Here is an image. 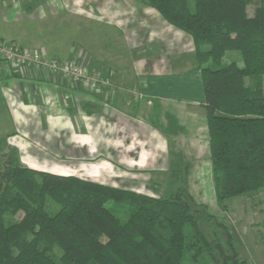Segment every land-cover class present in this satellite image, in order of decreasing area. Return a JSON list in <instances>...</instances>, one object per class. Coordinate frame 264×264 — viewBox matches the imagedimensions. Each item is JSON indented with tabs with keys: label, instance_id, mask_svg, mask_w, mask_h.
<instances>
[{
	"label": "trees",
	"instance_id": "obj_1",
	"mask_svg": "<svg viewBox=\"0 0 264 264\" xmlns=\"http://www.w3.org/2000/svg\"><path fill=\"white\" fill-rule=\"evenodd\" d=\"M140 1L193 40L218 205L264 194V0L253 16L250 0ZM230 51L242 66L223 64ZM169 162L164 190L144 195L32 169L16 153L0 160V264H248L193 195L192 162L179 150Z\"/></svg>",
	"mask_w": 264,
	"mask_h": 264
},
{
	"label": "crops",
	"instance_id": "obj_2",
	"mask_svg": "<svg viewBox=\"0 0 264 264\" xmlns=\"http://www.w3.org/2000/svg\"><path fill=\"white\" fill-rule=\"evenodd\" d=\"M12 1L16 5L14 8L26 11L32 8L31 3L45 2ZM75 3L81 7L84 5L83 0H75ZM62 4L66 5V2L62 1ZM11 7L10 0H0V14L7 13ZM151 10L154 9L141 6L140 22L134 23V27H127L122 18L111 21L115 27L109 32L120 45L115 46L116 53L109 57L114 63L113 68L105 62L107 55L96 52V56L88 53L90 56L82 57L79 53L72 57L91 68L106 65L114 72L111 88L102 93H91L71 87L57 75L32 69L17 75L5 68L0 72V97L4 99L0 101V108L9 110L12 116L16 113L14 120L18 127L22 123L19 108L36 110L44 107L43 112L52 114L44 116L41 126L46 124L47 130L52 129L49 132L54 143L48 138L39 137L40 140L46 144L64 143L65 138L59 136H65L64 128H69L67 133L71 137H67V142L77 144L82 151L83 147L86 148L89 155L95 154L102 145L105 171L113 170L117 165L131 169L146 166L149 169L166 155L168 144L181 149L190 146L194 154L203 150L210 159L206 115L203 117L198 113L199 107L204 108V94L201 72L195 68L197 59L193 40ZM65 94L70 98L64 99ZM60 96H63L62 103ZM57 98L59 103H51L49 107V102L52 99L57 101ZM202 142L207 148L201 147ZM194 154L196 163L199 156ZM82 156L78 155L79 158ZM142 158L146 164L135 163Z\"/></svg>",
	"mask_w": 264,
	"mask_h": 264
},
{
	"label": "rangeland",
	"instance_id": "obj_3",
	"mask_svg": "<svg viewBox=\"0 0 264 264\" xmlns=\"http://www.w3.org/2000/svg\"><path fill=\"white\" fill-rule=\"evenodd\" d=\"M10 1L11 9L5 14H0V38L3 40L24 48L36 49L50 58L61 61H72V57L78 56L79 53L82 57L96 56L94 55L96 52L107 55L108 61L105 62L112 68L114 63L110 62L109 57L116 53L115 46L120 47V45L113 40L114 38L112 39L109 32L115 27L114 22L111 21H119L122 18L127 27H134L140 22L138 14L141 6L148 7L140 0H83V7L78 6L75 0H45L43 4L31 3L32 8L26 11L14 8L16 5L12 0ZM62 1H65L66 5L62 4ZM256 7L257 0H250L248 6L250 16L254 15ZM151 11L159 15L156 10ZM129 53L131 56V52ZM132 57L135 61V55L132 54ZM232 61L240 66L243 65L240 52H227L223 64ZM105 67L108 68L106 65ZM259 81L264 85V77ZM246 82L248 84V78ZM1 99L0 101L4 100L3 97ZM59 100L62 103L63 96L62 98L60 96ZM57 102L58 98L57 101L52 99L48 105L51 107V103L57 104ZM19 110L22 123L16 127L17 123L14 120L16 113L12 116L9 110L0 108V160L11 158L16 153L21 163L32 169L64 176L73 175L104 184L112 183L122 189L154 195L155 190L162 192L166 187L170 169V151L179 150L192 162L190 189L196 200L205 204L213 215L228 225L241 257L246 259L248 264H264V194L259 192L251 196L231 198L227 200L226 208L219 206L213 192L210 159L203 150L194 154L190 146L181 149L176 145L168 144L166 155L156 160L149 169H146V166L131 169L132 167L128 168L126 165H117L113 170L105 171L102 145H99L95 154L89 155L86 148L83 147L82 151L77 144L67 142L69 128H64L65 136H59L65 138L64 143L46 144L39 137L48 138L54 143L50 133L52 129L47 130L46 124L41 126V122L44 121V116H49L52 112H43L44 107H38L36 110L21 108ZM198 113L205 117L204 108L199 107ZM201 147H206H203V142ZM82 154L83 156L79 158L78 155ZM193 154L199 156V161L196 163ZM142 159L136 160L135 163L146 164L147 161ZM105 172L108 173L107 176ZM115 213L122 221L128 218L124 211L115 209Z\"/></svg>",
	"mask_w": 264,
	"mask_h": 264
},
{
	"label": "built area",
	"instance_id": "obj_4",
	"mask_svg": "<svg viewBox=\"0 0 264 264\" xmlns=\"http://www.w3.org/2000/svg\"><path fill=\"white\" fill-rule=\"evenodd\" d=\"M5 68L17 75H23L29 69L57 75L71 87L91 93H102L114 84V72L104 65L91 68L82 61H61L36 49L24 48L0 38V72ZM69 96L65 95V99H69Z\"/></svg>",
	"mask_w": 264,
	"mask_h": 264
}]
</instances>
